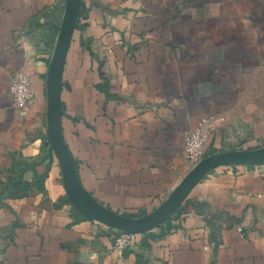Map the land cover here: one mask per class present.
<instances>
[{
    "label": "crops",
    "instance_id": "crops-1",
    "mask_svg": "<svg viewBox=\"0 0 264 264\" xmlns=\"http://www.w3.org/2000/svg\"><path fill=\"white\" fill-rule=\"evenodd\" d=\"M65 4L0 0V264H264V163L208 170L122 252L121 231L75 207L47 135ZM59 99L82 202L144 217L193 167L185 138L204 119V156L264 146V0H81Z\"/></svg>",
    "mask_w": 264,
    "mask_h": 264
},
{
    "label": "water",
    "instance_id": "water-1",
    "mask_svg": "<svg viewBox=\"0 0 264 264\" xmlns=\"http://www.w3.org/2000/svg\"><path fill=\"white\" fill-rule=\"evenodd\" d=\"M80 5L81 0H66L47 79V135L50 146L59 160L65 189L76 208L119 231L144 232L155 226H160L169 219L190 187L208 170L234 163H264V146L253 150H232L204 156L190 169L171 197L167 198L153 212L138 219H129L84 204L80 196L75 165L61 135L59 99L64 61L80 11Z\"/></svg>",
    "mask_w": 264,
    "mask_h": 264
},
{
    "label": "built area",
    "instance_id": "built-area-1",
    "mask_svg": "<svg viewBox=\"0 0 264 264\" xmlns=\"http://www.w3.org/2000/svg\"><path fill=\"white\" fill-rule=\"evenodd\" d=\"M10 92L13 98L14 106L24 111L26 106L34 99L31 81L26 73H18L10 83ZM208 119H204L200 126L186 135L184 154L189 164L195 165L204 157L205 143L208 138L207 124ZM136 233L119 232L114 239L113 248L122 252L128 248L135 240Z\"/></svg>",
    "mask_w": 264,
    "mask_h": 264
}]
</instances>
